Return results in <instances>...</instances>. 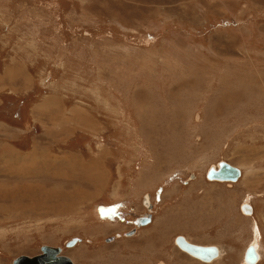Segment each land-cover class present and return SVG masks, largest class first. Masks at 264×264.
Segmentation results:
<instances>
[{"label": "rangeland", "instance_id": "1", "mask_svg": "<svg viewBox=\"0 0 264 264\" xmlns=\"http://www.w3.org/2000/svg\"><path fill=\"white\" fill-rule=\"evenodd\" d=\"M223 160L233 186L205 177ZM179 235L222 255L195 261ZM250 244L264 264V0H0V264L43 245L75 264H248Z\"/></svg>", "mask_w": 264, "mask_h": 264}, {"label": "water", "instance_id": "2", "mask_svg": "<svg viewBox=\"0 0 264 264\" xmlns=\"http://www.w3.org/2000/svg\"><path fill=\"white\" fill-rule=\"evenodd\" d=\"M207 177L210 179L237 181L241 177V169L223 160L218 164V168L215 166L210 167ZM152 218L153 215L151 213H147L137 218L136 223L145 225L150 223ZM133 233L134 230H131L128 234ZM81 240V238L75 237L71 241L67 242V246L72 247ZM176 243H178V245L183 249L206 261H211L219 254L218 248L216 246H201L192 244L189 243L182 235L177 237ZM41 250L42 253L36 256H18L14 260L13 264H74V261L69 256L62 254L63 249L60 246L55 247L43 245ZM258 260L259 254L255 246L250 244L245 253V261L250 264H256Z\"/></svg>", "mask_w": 264, "mask_h": 264}, {"label": "crops", "instance_id": "3", "mask_svg": "<svg viewBox=\"0 0 264 264\" xmlns=\"http://www.w3.org/2000/svg\"><path fill=\"white\" fill-rule=\"evenodd\" d=\"M37 106H39V104H37ZM71 133L73 134V129H71ZM72 134H71V136H72ZM31 138H33V145H32L33 148L29 150V154L32 156L33 159H31L28 156H25V159H31V161L33 162V166H32L34 168L33 173H37V169H39L42 172V155H41V152L39 151L40 147H41V146H39V143H41V141L36 136L31 137ZM75 154L76 153L71 155V159H75L79 164L78 167L81 169H84L85 165H87L89 163L84 162V158L82 157V155H81V157H79L78 155L76 156ZM71 168L72 169L75 168V165L71 164ZM71 259L74 261V264H75V259L73 258V256H71Z\"/></svg>", "mask_w": 264, "mask_h": 264}, {"label": "bare ground", "instance_id": "4", "mask_svg": "<svg viewBox=\"0 0 264 264\" xmlns=\"http://www.w3.org/2000/svg\"><path fill=\"white\" fill-rule=\"evenodd\" d=\"M219 164V163H218ZM233 165V164H232ZM215 167H217L218 168V165H214ZM239 168V167H238ZM208 175V174H207ZM241 176H242V170H241ZM208 178V177H207ZM209 180H211V181H221V182H237V181H230V180H219V179H210V178H208ZM11 192V191H10ZM13 192V191H12ZM9 193V192H8ZM12 194V193H11ZM8 197V196H7ZM14 196H13V194L10 196V198H13ZM44 197V196H43ZM65 197V196H64ZM68 197V196H67ZM9 198V199H10ZM50 198V197H49ZM147 199H149V198H147ZM6 202V201H5ZM13 203H15L14 205H17V206H19V207H22V208H24V204H21V201L20 200H16V201H12ZM36 203L37 202H35V201H32V203H31V205H32V207L31 208H33L34 209V206L36 207ZM5 207V206H4ZM3 207V208H4ZM242 207H243V211H244V213L245 214H247V215H250L251 213H253V208H252V206L250 205V204H243L242 205ZM2 209V208H1ZM9 209H10V207H9ZM19 209H21V208H19ZM16 210V209H15ZM3 212H4V209H3ZM152 222V221H151ZM148 224H150V223H148ZM148 224H145L144 226H146V225H148ZM140 226H142L143 227V225H141L140 224ZM129 235H132V234H129ZM112 240H113V238H112ZM187 240V239H186ZM188 241V240H187ZM189 242V241H188ZM189 243H191V242H189ZM178 244V243H177ZM193 244V243H192ZM179 246V245H178ZM202 246V245H201ZM214 246V245H213ZM255 246V245H254ZM183 251H185V252H187L188 254H190L191 256H193V257H195V258H197V259H200L201 261H203V262H207V263H210V262H212L215 258H216V260L217 259H219L220 257H221V255H222V250H221V247H220V249H219V247H217L218 248V251H219V254H218V256H215L211 261H206V260H203L202 258H199V257H197V256H195L194 254H192V253H190V252H188L187 250H185V249H183L181 246H179ZM255 248H256V250H257V247L255 246ZM258 252V251H257ZM259 254V253H258ZM259 259H260V255H259ZM259 261V260H258ZM257 261V262H258ZM14 262V261H13ZM248 264H250V263H248Z\"/></svg>", "mask_w": 264, "mask_h": 264}, {"label": "flooded vegetation", "instance_id": "5", "mask_svg": "<svg viewBox=\"0 0 264 264\" xmlns=\"http://www.w3.org/2000/svg\"><path fill=\"white\" fill-rule=\"evenodd\" d=\"M196 177V179L198 178L197 177V175H195ZM205 177H207V174H206V176ZM195 179V180H196ZM207 179V178H206ZM209 180V179H208ZM211 181V180H210ZM239 181V180H238ZM237 181V182H238ZM217 182H221V181H217ZM237 182H226V184L227 185H231V186H233V184L234 183H237ZM149 195V197L151 196V199H152V195L151 194H148ZM160 195V194H159ZM151 199L149 198V199H147V206H149V207H151L150 205H151V203H152V201H151ZM146 205V204H145ZM150 211V210H149ZM143 215V214H142ZM142 215H140L139 217H141ZM138 217V218H139ZM136 220H137V218H136ZM154 220H153V218H152V222H153ZM152 222H150V224L152 223ZM149 225V224H148ZM143 227H145L144 225H143ZM142 226H140V224H137L136 223V221H135V224H134V226H133V229H131V230H134V233L132 234V235H129L128 233H129V231H121V233H122V236H123V234H124V236H127V237H131V236H133V235H135L138 231H139V229L141 228H143ZM130 230V231H131ZM116 236V235H115ZM182 236H184L189 242H191V243H193V244H196V245H202V246H207V245H214V246H217V247H219L218 245H215V244H202V243H196V242H194L193 240H191L189 237H187V236H185V235H182ZM81 239H82V237H80ZM118 238H121V237H115V239H118ZM175 239H177V237L175 238ZM83 240V239H82ZM87 241L89 242V243H92V241L90 240V239H87ZM78 243V242H77ZM76 243V244H77ZM177 244V243H176ZM79 244H77V245H75V247L74 248H76V246H78ZM177 247V249H179L180 247L178 246V244L176 245ZM62 249H63V247H62ZM219 249H220V247H219ZM179 251L181 252L182 251V253H185V254H188V253H186V252H184L183 250H181V249H179ZM189 256H191L190 254H188ZM192 257V259H194L195 261H199V259H196V258H193V256H191ZM198 263V262H197Z\"/></svg>", "mask_w": 264, "mask_h": 264}]
</instances>
